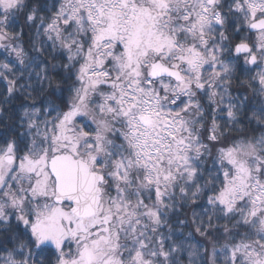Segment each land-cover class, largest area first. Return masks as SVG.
Masks as SVG:
<instances>
[{
  "label": "snow or ice",
  "instance_id": "6c2138e0",
  "mask_svg": "<svg viewBox=\"0 0 264 264\" xmlns=\"http://www.w3.org/2000/svg\"><path fill=\"white\" fill-rule=\"evenodd\" d=\"M0 85V264H264V0H0Z\"/></svg>",
  "mask_w": 264,
  "mask_h": 264
},
{
  "label": "trees",
  "instance_id": "16d2710c",
  "mask_svg": "<svg viewBox=\"0 0 264 264\" xmlns=\"http://www.w3.org/2000/svg\"><path fill=\"white\" fill-rule=\"evenodd\" d=\"M3 86L2 85H0V88H2ZM198 239H199V237H197Z\"/></svg>",
  "mask_w": 264,
  "mask_h": 264
}]
</instances>
